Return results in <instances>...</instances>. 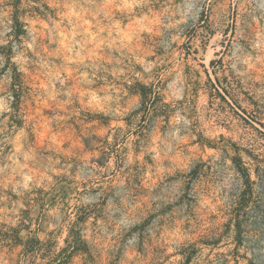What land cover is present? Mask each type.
<instances>
[{
	"label": "rangeland",
	"instance_id": "374dc122",
	"mask_svg": "<svg viewBox=\"0 0 264 264\" xmlns=\"http://www.w3.org/2000/svg\"><path fill=\"white\" fill-rule=\"evenodd\" d=\"M190 250L264 264V0H0V264Z\"/></svg>",
	"mask_w": 264,
	"mask_h": 264
},
{
	"label": "trees",
	"instance_id": "16d2710c",
	"mask_svg": "<svg viewBox=\"0 0 264 264\" xmlns=\"http://www.w3.org/2000/svg\"><path fill=\"white\" fill-rule=\"evenodd\" d=\"M15 35L16 36H20L21 34H23L25 31L23 29V23L19 20L16 19L15 20ZM11 60V59H9ZM10 63V61L8 62ZM22 74L15 71L14 74V82H13V96L15 98V102L13 105V122L15 123H19L17 121V119L20 117L19 113L21 110V105H22V94H23V81H22ZM153 90L143 86L141 88V95L143 97V102L144 104L148 105L149 101L151 100L150 98L152 97L151 94ZM155 99H159V95H156ZM237 161V165L239 168V172L242 174L244 180H245V186H246V190L243 193L242 196V211L246 212V207L250 204V201L252 200V197L254 195V185L255 182L252 180V176L250 174V170L243 164L242 159H236ZM244 208V209H243ZM244 214H239V216L237 217V231L239 233V235H241L242 232V224H243V217ZM82 238H80V240L77 238L76 240V244H80L81 243ZM34 250V248H32ZM31 250V251H33ZM194 251V252H193ZM197 252L196 250H190L189 252L185 253V262L184 264H191L193 262V255L194 253ZM54 264H61L60 261H55ZM239 264V263H238Z\"/></svg>",
	"mask_w": 264,
	"mask_h": 264
}]
</instances>
